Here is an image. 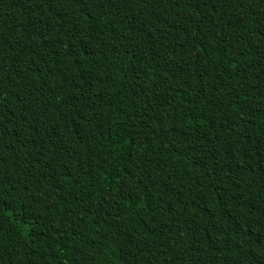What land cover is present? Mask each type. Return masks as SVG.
<instances>
[{
  "label": "trees",
  "instance_id": "1",
  "mask_svg": "<svg viewBox=\"0 0 264 264\" xmlns=\"http://www.w3.org/2000/svg\"><path fill=\"white\" fill-rule=\"evenodd\" d=\"M0 264H264V0H0Z\"/></svg>",
  "mask_w": 264,
  "mask_h": 264
}]
</instances>
